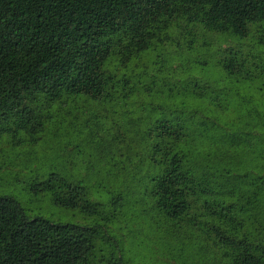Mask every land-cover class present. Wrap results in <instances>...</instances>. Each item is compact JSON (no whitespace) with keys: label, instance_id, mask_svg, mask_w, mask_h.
Here are the masks:
<instances>
[{"label":"trees","instance_id":"obj_1","mask_svg":"<svg viewBox=\"0 0 264 264\" xmlns=\"http://www.w3.org/2000/svg\"><path fill=\"white\" fill-rule=\"evenodd\" d=\"M179 22L243 38L264 22V0H0V132L13 140L37 139L54 106L118 104L124 116L141 91L163 94L148 104L135 172L108 191L110 203L139 198L144 239L125 247L105 236L95 220L103 203L74 173L51 172L38 190L92 223L31 218L0 195V264H264V123L238 103L242 124L225 122L231 130L217 137L209 108L194 103L211 99L206 69L250 75L240 51L193 61L201 76L184 71L163 90L132 66Z\"/></svg>","mask_w":264,"mask_h":264},{"label":"rangeland","instance_id":"obj_2","mask_svg":"<svg viewBox=\"0 0 264 264\" xmlns=\"http://www.w3.org/2000/svg\"><path fill=\"white\" fill-rule=\"evenodd\" d=\"M168 34L164 43L155 44L154 52L134 61L132 66L136 65L135 73H141L142 83L148 84L154 79L153 91L163 90L166 88L163 84L181 80L184 71L194 75L199 72L193 61L209 59L218 51L231 47L240 51L243 68L248 69L250 75H229L217 67L206 69L203 81L211 84V99L194 98V103L209 108L206 122L213 119L217 137L220 131L231 130L225 122L237 127L242 124L240 114L235 115L238 103L243 111L253 113L254 121L260 117L264 123V22L253 25L243 38L210 32L184 22L174 24ZM153 96L141 91L136 104L127 106L129 112L124 116L118 104L54 106L42 131L35 134V140L23 131H17L14 140L6 130L1 131L0 195L17 200L31 218L40 216L54 222L92 223V218L54 204L48 193L38 190V184L49 173L70 171L81 178L91 200L103 203L102 214L95 220L101 231L107 229L105 236L112 234L120 241L121 235L125 247L130 245L131 235L144 239L149 230L139 198L133 194L126 200L110 203L109 192L115 190L113 180L125 183L135 172L134 164L141 153L137 145L140 132L149 113H153L152 104H148H159L163 94L156 92ZM143 105H146L145 110L141 111ZM114 208L115 216L106 219V216L111 217ZM109 243L114 244V239ZM103 245L108 246L107 243Z\"/></svg>","mask_w":264,"mask_h":264}]
</instances>
